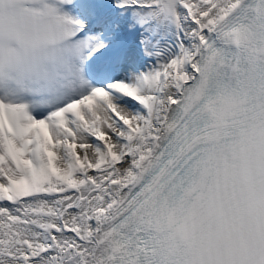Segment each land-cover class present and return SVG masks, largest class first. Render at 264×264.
I'll use <instances>...</instances> for the list:
<instances>
[{
    "label": "snow or ice",
    "instance_id": "snow-or-ice-1",
    "mask_svg": "<svg viewBox=\"0 0 264 264\" xmlns=\"http://www.w3.org/2000/svg\"><path fill=\"white\" fill-rule=\"evenodd\" d=\"M0 264H264V0H0Z\"/></svg>",
    "mask_w": 264,
    "mask_h": 264
}]
</instances>
